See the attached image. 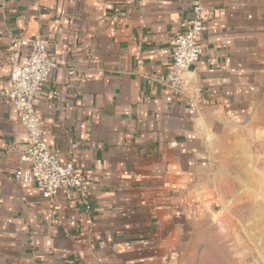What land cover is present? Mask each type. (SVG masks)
<instances>
[{
    "label": "crops",
    "instance_id": "obj_1",
    "mask_svg": "<svg viewBox=\"0 0 264 264\" xmlns=\"http://www.w3.org/2000/svg\"><path fill=\"white\" fill-rule=\"evenodd\" d=\"M193 2L0 0V264L188 263L212 120L242 118L264 76V0H204L200 59L187 70L200 109L145 83L141 74H167ZM10 36L50 43L56 68L36 112L62 161L77 145L89 214L68 190L54 216L35 186L13 180L24 130L1 95L10 89Z\"/></svg>",
    "mask_w": 264,
    "mask_h": 264
},
{
    "label": "rangeland",
    "instance_id": "obj_2",
    "mask_svg": "<svg viewBox=\"0 0 264 264\" xmlns=\"http://www.w3.org/2000/svg\"><path fill=\"white\" fill-rule=\"evenodd\" d=\"M187 264H264V76L238 120H212Z\"/></svg>",
    "mask_w": 264,
    "mask_h": 264
},
{
    "label": "built area",
    "instance_id": "obj_3",
    "mask_svg": "<svg viewBox=\"0 0 264 264\" xmlns=\"http://www.w3.org/2000/svg\"><path fill=\"white\" fill-rule=\"evenodd\" d=\"M204 0H194L191 16L183 32L172 40V59L167 74L162 78L141 74L146 84H156L172 95L185 97L193 108L200 109L201 89L194 84L187 74L190 67L196 66L200 59L198 42L206 30L203 19ZM11 52L10 89L1 95L8 97L19 113V124L24 136L19 140L18 165L13 172V180L19 185L35 186L40 196L52 205V215L56 216L61 207L55 202L60 191L74 190L78 203L87 214L91 212L90 187L76 173L73 155L75 143L65 153V160L60 152L50 150L44 144L46 132L37 115L41 92L47 86L55 63L49 58V41L45 38L31 40L10 36ZM27 48V53L22 49ZM53 95H56L53 93ZM11 144L7 151L14 149Z\"/></svg>",
    "mask_w": 264,
    "mask_h": 264
}]
</instances>
